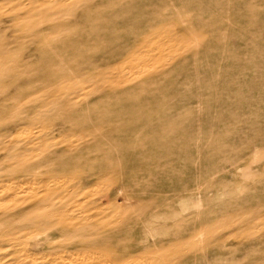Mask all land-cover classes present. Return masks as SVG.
<instances>
[{"label":"rangeland","instance_id":"1","mask_svg":"<svg viewBox=\"0 0 264 264\" xmlns=\"http://www.w3.org/2000/svg\"><path fill=\"white\" fill-rule=\"evenodd\" d=\"M0 264H264V0H0Z\"/></svg>","mask_w":264,"mask_h":264},{"label":"bare ground","instance_id":"2","mask_svg":"<svg viewBox=\"0 0 264 264\" xmlns=\"http://www.w3.org/2000/svg\"><path fill=\"white\" fill-rule=\"evenodd\" d=\"M134 54V53H133ZM116 187V186H115ZM118 188V187H117ZM120 190V189H119ZM110 192V191H109ZM251 237V236H250ZM254 237V236H253Z\"/></svg>","mask_w":264,"mask_h":264}]
</instances>
